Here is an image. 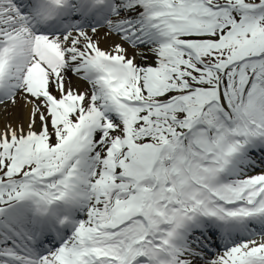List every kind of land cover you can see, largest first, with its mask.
<instances>
[{
  "label": "snow or ice",
  "instance_id": "snow-or-ice-1",
  "mask_svg": "<svg viewBox=\"0 0 264 264\" xmlns=\"http://www.w3.org/2000/svg\"><path fill=\"white\" fill-rule=\"evenodd\" d=\"M0 264H264V0H0Z\"/></svg>",
  "mask_w": 264,
  "mask_h": 264
}]
</instances>
